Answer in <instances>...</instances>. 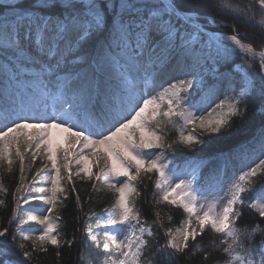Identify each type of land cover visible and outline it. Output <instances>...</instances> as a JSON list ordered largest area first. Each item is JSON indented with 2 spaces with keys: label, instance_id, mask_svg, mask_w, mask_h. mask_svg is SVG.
<instances>
[{
  "label": "snow or ice",
  "instance_id": "snow-or-ice-1",
  "mask_svg": "<svg viewBox=\"0 0 264 264\" xmlns=\"http://www.w3.org/2000/svg\"><path fill=\"white\" fill-rule=\"evenodd\" d=\"M254 2L264 9V0ZM249 10L240 13L242 19H255V14L249 15ZM198 11L199 7L193 0H0V62L14 69L32 65L43 76L76 73L77 78L80 69H91L95 77L97 70L115 67L121 59L139 64L146 58L153 67L164 70L171 62L169 57L172 53H183L186 63L192 58L193 51L189 49L184 33L194 19L192 14ZM198 18L197 15L195 19ZM259 26L264 30V20ZM225 39L231 42L233 51L239 49L248 60L245 61L247 67L241 68L243 75L239 91L218 105L224 109L227 104V110L215 120L206 122L203 116L196 117L192 112L182 110L194 83H202L200 78L181 79L179 86L174 83L165 90V94L170 92L171 95L167 100L168 109L163 112L155 97H138L134 87L128 86L126 80L121 88L123 98L118 104L105 101L100 105L98 99L93 104L91 89H87L82 92L79 102L64 100L58 115L41 113L31 118L21 115L25 111L36 112L30 96H21L18 104L13 101L7 107H0L3 119L8 121L5 127L0 128V161L7 160L10 167L15 147L23 171L24 157L20 151L23 141L26 151L34 149L33 156L44 148L55 170V175L50 177L51 189H39L41 192L50 191V195L44 197L46 203L51 205L46 210L49 215L30 217L44 226L33 241L34 250L39 246L40 251H46V244L60 246V240L53 235L56 226L50 214L59 199L58 193L65 191L60 183L61 169L57 155L62 150L69 182L73 179L71 156L77 164L83 161L81 171L86 178L100 180L103 177L108 188L116 193L113 212L107 216L104 225L98 224V227L103 228L106 238L120 255V264H140L148 243L144 233L152 235L150 229L140 225V214L130 197L136 193L133 182L139 180L142 173L153 172L159 177L157 186H164L161 199L178 204L189 217L187 227L178 230L181 233L179 241L169 230L171 238L157 249L159 264H171L172 260L178 258L177 254H183L189 248V241L196 242L197 236L203 234L206 228L222 235L221 244L225 245L222 252L227 257V264H264V239L259 244L255 241L256 235L264 236V229L259 225H253L250 230L247 226L242 229L237 221L243 213L236 208L237 204L242 208L245 206L242 195L248 190L245 184H251L258 172L264 175V160L240 175L238 181L230 183L226 202L225 198L218 202L221 207L219 212L215 211L216 205H213L202 215H197V196L192 181L181 179L172 187L166 172L168 166L160 163L163 153L153 159L147 151L164 147V138L157 130L161 115L169 122L173 116H178L185 126L199 119V127L212 135L228 133L233 118L243 120L249 115V106L255 105L260 115L258 135L253 136V140L259 143L264 153V47L257 50L251 43L243 42L235 34V29ZM224 50L228 51L226 45ZM257 62L258 69L253 67ZM14 78L19 79V72ZM63 104L68 107L65 108ZM153 122H156V127H153ZM106 123L108 127H105ZM178 132V141L174 143L187 147L202 143L192 133L185 135L183 128ZM77 146L79 152L76 151ZM84 149L91 150L92 161L86 156H79ZM90 163H94L97 172H92ZM81 171L75 175L80 176ZM119 177H127V180L119 182L117 186L113 181H118ZM0 190L6 191L2 186ZM247 206L264 218V193L253 197ZM203 207L200 205L199 210ZM193 216L196 217L198 229L191 227ZM121 226L127 230V234L123 239H118L111 228ZM137 228L140 235H137ZM8 231H0V237H5ZM88 239L97 248L100 247L97 235L91 229L88 230ZM210 246L219 247L206 245ZM20 248L23 249L24 245L21 244ZM103 251H110L109 243H104ZM23 255L30 258L32 253L24 251ZM209 255V252H205L204 259L207 260ZM84 259L82 256L81 264H84ZM0 264H11L7 251H0Z\"/></svg>",
  "mask_w": 264,
  "mask_h": 264
},
{
  "label": "trees",
  "instance_id": "trees-1",
  "mask_svg": "<svg viewBox=\"0 0 264 264\" xmlns=\"http://www.w3.org/2000/svg\"><path fill=\"white\" fill-rule=\"evenodd\" d=\"M193 2L199 7L197 14L212 17L218 23H225L224 30L228 34H233V29H235V33L244 42L251 43L257 50L264 47V30L259 26L260 22L264 20V9L256 5L254 0H193ZM243 10H249V15L254 13L255 19H242L240 13ZM184 36L188 41L189 49L193 51L192 58L187 62L188 79L200 78L202 83H194L193 89L189 90V98L184 100L182 110H185L186 113L190 111L196 117H200L203 116L202 112L200 113V109L203 108L202 111L206 113V116H203L205 121L215 120L227 110V104L224 109L219 108L218 105L239 91L243 75L241 68L247 67L245 61L248 60V57L231 49L225 51L224 48L212 55L202 52L200 43L206 36L200 30L193 29L189 25ZM193 36H198L199 41L190 42ZM174 54L172 53L169 58H172ZM164 55L168 56L169 54ZM178 61L185 62L183 53L178 54ZM136 65L121 59L115 67H106L102 71L97 70L95 77H93L91 69H80L79 78H77L76 73L43 76L40 74V70H35V68H32L33 70H26V67L14 69L10 65L4 66V62H0V107H7L13 101L18 104L19 98L25 96L22 90L25 89L36 97L31 98L36 106V112L25 111L21 115H27L29 118L41 113L45 115L56 113L58 115L64 100L79 102L82 92L87 89H91L92 100L96 95H103L106 99L110 97L108 86L111 85H118L121 91L124 81L128 80L129 71ZM139 66H142L144 70L142 72L144 83L148 81L150 75L162 72L159 67H153L146 58L140 62ZM253 67L258 69L259 66L255 63ZM17 72H19V79L14 78ZM73 82L76 83V87L72 91L69 88L71 92H67V98H63L65 88ZM146 90L145 87L144 97L148 98ZM170 95V92L161 94L164 98L160 97V101L157 102L161 112L167 111V100ZM181 95L184 94L181 93ZM206 105H209L208 108ZM63 106L68 107L67 104H63ZM3 115L0 113L1 118ZM259 115L257 107L250 105L249 115L243 120L233 118L234 122L228 133L212 135H208L205 130L199 127V119L194 124L185 126L183 120L178 116H173L169 122L161 115L158 117L159 128L157 130L164 138V147L147 151L155 158L163 153L160 163L184 161L193 164L196 169L194 182L196 186L201 183L200 179L204 182L206 175H210L212 170L217 167L219 160L225 156L237 154L240 148L253 141V136L258 135ZM7 123L8 121L0 119V128L5 127ZM153 127H156V122H153ZM181 128L185 135L192 133L202 143L193 144L192 147L174 143V141H178V129ZM170 144L171 148L168 147ZM65 146L67 145L65 144ZM255 147H260L259 143H255ZM20 151L24 157L23 171H21L20 158L16 154L15 147L12 150L10 167L7 160L0 161V186L6 189V191L0 190V231L9 230L5 237H0V251L9 253L11 264H81L82 256L85 258L84 264H93V261L95 264H101V262L120 264V255L111 245V241L106 238L103 228L98 227V224L103 226L107 216L113 212L116 193L108 188L103 177L100 180H96L95 177L91 180L86 178L81 171L84 167L83 161L77 164L75 158L71 156L73 179L69 182L62 150L57 155L61 169L60 183L65 191L58 193L59 199L50 214L56 226V232L53 235H56L60 240V246L46 244V251H40L39 246L35 250L32 248L33 241L36 240L44 226L31 220L30 217L49 215L46 210L51 205L46 203L44 197L50 195V191L41 192L39 189H51L50 177L55 175V170L52 168L51 161L47 159L44 148H41L33 156L34 149L26 151L22 141ZM76 151L79 152L78 146ZM79 156H86L89 161H92L89 149H84L82 153H79ZM261 160H264L262 150L255 157H251V165L244 168L240 175L257 167ZM90 165L91 170H94L93 163ZM77 171H81L80 176L75 175ZM95 172L97 171L95 170ZM158 178V174L155 172L142 173L140 179L133 182L136 193L130 199L135 210L140 214V225L152 231L151 236H148L147 232L144 233V239L148 243L143 250L140 264H159L157 249L171 238L168 234L169 230L172 235H175L189 218L178 204L173 205L161 199L164 186H157ZM126 180L127 177H119L118 181L113 182L119 186V182ZM245 187L248 189L242 194L245 206L242 208L241 205H236L237 210L243 213L237 224L242 229L247 226L250 230L253 225H259L264 229V218L259 217L255 210L247 206L253 197L264 192V175L258 172L252 183L245 184ZM77 196L79 200H77ZM65 197L67 198L65 199ZM191 227L198 229L195 216L192 217ZM89 229L97 235L99 248L88 239ZM111 232L114 234L112 228ZM137 233L140 235L138 228ZM25 237H29V239H25ZM222 239L221 234H216L206 228L203 234L197 236L196 242L189 241V248L183 254H177L178 258L172 260L171 264H227V257L222 252V248L225 246L221 244ZM261 239H264V236H255L257 244ZM70 241L71 244H69ZM106 242L110 245V251L107 252L103 251V245ZM21 244L24 245L23 249L20 248ZM213 244L219 247H206V245ZM24 251L31 252V257H25ZM205 252L210 253L207 260L204 259Z\"/></svg>",
  "mask_w": 264,
  "mask_h": 264
},
{
  "label": "rangeland",
  "instance_id": "rangeland-1",
  "mask_svg": "<svg viewBox=\"0 0 264 264\" xmlns=\"http://www.w3.org/2000/svg\"><path fill=\"white\" fill-rule=\"evenodd\" d=\"M194 22H196L197 26H195L193 29H198V30L202 29L206 31L205 33L206 38L200 43V49L202 50V52L212 55L223 49L224 45H226L230 49H233V46L230 43L225 42L224 39L219 40L210 37L213 35L221 37L220 36L221 34L226 36L232 35V34H228L224 30L226 25L216 22L212 17H208V16L206 17L202 15H200V17ZM189 26L191 27L190 24ZM198 39H199L198 36H193L190 42L192 43L196 41L198 42L199 41ZM222 41L223 44L221 43ZM170 61L171 62L168 64V67L165 68L163 72H161L158 76L152 78L154 83L153 85L151 84V87H149L148 89V92L150 93L149 98L155 97L157 99V102L160 101L161 94L164 93L165 90L170 89V86L172 84L175 83L179 86L178 84L179 80L188 79L189 76L187 63L179 62L177 53H175L172 56V58H170ZM25 67L27 68L26 70H31L32 68H35V70H39L37 67L31 65H27ZM131 71L132 72H130L129 74V77L131 78L130 82L134 83V81L139 79V75L137 72L133 71L132 69ZM160 83H163V86H161ZM135 86L137 89L141 88L140 84H137ZM108 87L111 88L109 93L110 97H113V95L116 96V93L112 91V89L116 90L115 89L116 87L115 86H108ZM137 94L139 97V92H137ZM108 101H112V98H109ZM103 104L104 102L100 103V105ZM209 105H206V108H208ZM202 109L203 108L200 109L201 110L200 113L202 112L203 116H206V113H204ZM255 143L258 144V142L253 140L252 142L240 148V151H238L237 154L231 156L228 155L222 158L221 160H219L215 172L210 175H207L205 177L204 182H202V180L200 179L201 180L200 182H202L203 184H199L198 186H195L194 183L196 169L193 164L185 163L184 161H172L170 163L164 161L162 162V164L168 166L166 172L170 178L172 187H175L176 184L180 183L181 179L186 181L188 180L192 181V185L193 188L195 189L197 196V208H198L197 215H202L204 210H207L209 207L213 205H216L215 211L219 212L221 210V207L219 206L218 202L222 198H225V202H226V198L228 196V187L230 183L233 182L234 180L238 181L241 170L251 165L250 164L251 157H255L257 154L261 152V148L255 147ZM152 158L153 159L155 158L154 155L152 156ZM93 168L94 170L92 169L93 170L92 172H95V170L98 171L95 165ZM200 205L204 206L202 210H199ZM185 227H187L186 222L182 224V228H180L179 230H182ZM112 230L114 234H117L118 239H123L124 235L127 234V230L123 226L113 227ZM180 235H181L180 231H177L174 235L177 237L178 241Z\"/></svg>",
  "mask_w": 264,
  "mask_h": 264
},
{
  "label": "water",
  "instance_id": "water-1",
  "mask_svg": "<svg viewBox=\"0 0 264 264\" xmlns=\"http://www.w3.org/2000/svg\"><path fill=\"white\" fill-rule=\"evenodd\" d=\"M197 16V15H196ZM190 25H192V26H197V24H196V22H194V21H192V23H190ZM203 32H205L206 33V31H204V30H202ZM220 36H223L224 38H226L227 36H224V35H220ZM225 41H227L226 39H224ZM227 42H230V41H227ZM231 43V42H230ZM237 50H239V49H237ZM240 51V50H239ZM258 63V62H257Z\"/></svg>",
  "mask_w": 264,
  "mask_h": 264
},
{
  "label": "bare ground",
  "instance_id": "bare-ground-1",
  "mask_svg": "<svg viewBox=\"0 0 264 264\" xmlns=\"http://www.w3.org/2000/svg\"><path fill=\"white\" fill-rule=\"evenodd\" d=\"M193 15V14H192ZM194 18H195V16H194ZM210 37H212V38H214V39H219V40H222L223 38L222 37H219V36H210Z\"/></svg>",
  "mask_w": 264,
  "mask_h": 264
}]
</instances>
